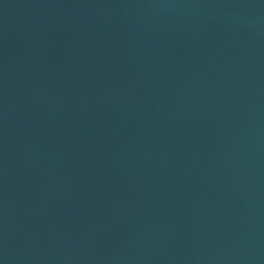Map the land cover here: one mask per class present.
Returning a JSON list of instances; mask_svg holds the SVG:
<instances>
[{"label": "water", "instance_id": "1", "mask_svg": "<svg viewBox=\"0 0 264 264\" xmlns=\"http://www.w3.org/2000/svg\"><path fill=\"white\" fill-rule=\"evenodd\" d=\"M0 264H264V0H0Z\"/></svg>", "mask_w": 264, "mask_h": 264}]
</instances>
